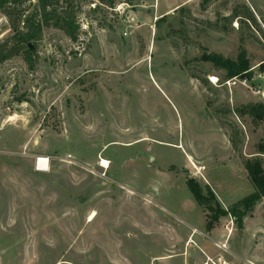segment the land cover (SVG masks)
<instances>
[{
    "label": "rangeland",
    "instance_id": "374dc122",
    "mask_svg": "<svg viewBox=\"0 0 264 264\" xmlns=\"http://www.w3.org/2000/svg\"><path fill=\"white\" fill-rule=\"evenodd\" d=\"M76 2L77 40L45 28L0 62V264H199L192 240L223 241L231 215L206 231L186 179L225 210L254 190L264 123L237 109L264 103V0ZM240 54L231 78L210 61ZM232 219L239 264H264V200Z\"/></svg>",
    "mask_w": 264,
    "mask_h": 264
},
{
    "label": "trees",
    "instance_id": "16d2710c",
    "mask_svg": "<svg viewBox=\"0 0 264 264\" xmlns=\"http://www.w3.org/2000/svg\"><path fill=\"white\" fill-rule=\"evenodd\" d=\"M96 1L110 7L115 4V0ZM78 8L76 0H0V12L5 17L10 30L9 35L0 42V62L17 55H23L30 61L33 54L28 43L35 44L45 28H56L71 40H77L80 29ZM243 58L240 54L236 61H232L212 55L210 61L217 67L226 69L225 78H231L247 69V62H244ZM237 113L240 116L250 117L255 124L264 123L262 102L243 105L237 109ZM230 141L236 149V141L231 135ZM250 154L254 155L246 157L243 166L254 190L226 210L208 185L202 189L193 178L186 179L190 193L205 215L206 231L212 230L227 214L233 216L237 225L241 226L242 218L257 202L264 200V159L261 156L264 155V137L257 144L256 151Z\"/></svg>",
    "mask_w": 264,
    "mask_h": 264
},
{
    "label": "built area",
    "instance_id": "2783aa9c",
    "mask_svg": "<svg viewBox=\"0 0 264 264\" xmlns=\"http://www.w3.org/2000/svg\"><path fill=\"white\" fill-rule=\"evenodd\" d=\"M263 96H264V92H262ZM230 226L227 225L225 227V230H226V235H225V238L223 241H218V242H215L214 245L215 247L220 251L219 253L217 254H214V255H204V260L200 263V264H230L226 259L225 257L223 256L222 252L225 253L228 251V240H229V237L231 236V233H232V226L231 224L233 225V219H232V216H230ZM195 231V229L193 230ZM193 233V232H192ZM192 236V235H191ZM192 239V238H191ZM191 239H189L187 241V245L190 243ZM193 241V240H192ZM193 244L194 241H193Z\"/></svg>",
    "mask_w": 264,
    "mask_h": 264
},
{
    "label": "crops",
    "instance_id": "0c3cea01",
    "mask_svg": "<svg viewBox=\"0 0 264 264\" xmlns=\"http://www.w3.org/2000/svg\"><path fill=\"white\" fill-rule=\"evenodd\" d=\"M247 156V155H246ZM194 241V240H193ZM194 243H196V249L192 250L193 252V255L198 258V259H201V261L199 262V264L204 260V255H214V254H210L209 252H211L212 250H218V249H211L210 246H213L215 247L214 243H210V242H204L202 240H196L194 241ZM213 248V247H212ZM216 248V247H215ZM190 251V250H189ZM186 253H188V249H186V252H182L180 255L182 257V260H183V264H187V259H185V255ZM227 253H230V254H233L235 255V259H233L232 261H230L229 263L230 264H239V259L242 260L240 258V256H238L237 254H235L230 248H229V245H228V251ZM176 255V254H175ZM173 258V256H169V257H164L162 258V260H166L165 262H170L171 259Z\"/></svg>",
    "mask_w": 264,
    "mask_h": 264
},
{
    "label": "bare ground",
    "instance_id": "6f19581e",
    "mask_svg": "<svg viewBox=\"0 0 264 264\" xmlns=\"http://www.w3.org/2000/svg\"><path fill=\"white\" fill-rule=\"evenodd\" d=\"M215 80V79H214ZM37 165H38V170H45L47 169V162L45 159H42V158H39V161H37ZM106 165V162L105 160L103 159L102 162H101V166H105Z\"/></svg>",
    "mask_w": 264,
    "mask_h": 264
},
{
    "label": "water",
    "instance_id": "95a60500",
    "mask_svg": "<svg viewBox=\"0 0 264 264\" xmlns=\"http://www.w3.org/2000/svg\"><path fill=\"white\" fill-rule=\"evenodd\" d=\"M28 47H29V49H31V48H32V45H31V43H28Z\"/></svg>",
    "mask_w": 264,
    "mask_h": 264
}]
</instances>
